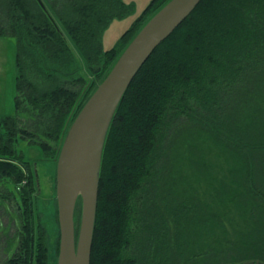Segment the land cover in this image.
I'll return each instance as SVG.
<instances>
[{
    "label": "trees",
    "instance_id": "trees-1",
    "mask_svg": "<svg viewBox=\"0 0 264 264\" xmlns=\"http://www.w3.org/2000/svg\"><path fill=\"white\" fill-rule=\"evenodd\" d=\"M42 1L47 11L38 0H0V38L17 45L16 113L0 117V207L18 208L20 221L9 240L18 247L4 264H49L34 220L37 177L21 145L46 157L60 152L121 54L171 0H152L109 50L105 31L133 5ZM206 19L215 20L210 31ZM189 36L199 44L179 54ZM201 143L224 154L223 177ZM185 164L198 180L215 175L211 201L186 186ZM223 207L242 220L236 225L227 211L231 232ZM81 211L80 198L77 220ZM263 248L264 0H203L145 63L111 124L91 264H228L258 259Z\"/></svg>",
    "mask_w": 264,
    "mask_h": 264
},
{
    "label": "water",
    "instance_id": "water-1",
    "mask_svg": "<svg viewBox=\"0 0 264 264\" xmlns=\"http://www.w3.org/2000/svg\"><path fill=\"white\" fill-rule=\"evenodd\" d=\"M47 11L42 0H38ZM203 0H171L140 30L72 123L57 163L58 264H91L101 167L111 124L131 84L155 50ZM51 16V15H50ZM82 199L77 235L76 206Z\"/></svg>",
    "mask_w": 264,
    "mask_h": 264
},
{
    "label": "rangeland",
    "instance_id": "rangeland-1",
    "mask_svg": "<svg viewBox=\"0 0 264 264\" xmlns=\"http://www.w3.org/2000/svg\"><path fill=\"white\" fill-rule=\"evenodd\" d=\"M128 5H133L134 11L123 19L114 20L103 35V46L105 50L114 48L120 41L122 35L132 27L137 18L144 12L152 0H124ZM44 2V1H43ZM215 20H205L203 28L206 27L208 31L212 28ZM198 37L200 43H204L208 38V32L200 33ZM199 34V35H200ZM192 37H187L184 40V49L182 46L177 45L179 54L187 55L191 53L195 45L198 42L192 41ZM193 39V38H192ZM192 41V43L190 42ZM16 40L14 38L4 37L0 38V117L9 115H15V97H16ZM79 63L82 61V57L77 53ZM187 58V57H186ZM86 74V73H85ZM86 76H88L86 74ZM92 77H89L90 80ZM201 145L206 149L208 159L212 164H215L214 171L218 178L224 176L226 172V160L224 154L213 146H208L205 143ZM24 153V159L31 164V168L37 177V190L34 198V212H35V226L38 229L40 227L39 234L46 235L48 243L49 264H58L59 247H60V226L58 218V204L56 195V178H57V163L60 152L55 154L50 153V157H46L42 153L41 148L23 143L20 147ZM185 174H187V184L189 188L192 186L198 190L199 194L205 199L211 201L212 191L219 184L216 183L215 175L213 174L212 183L198 180L196 178V172H194L188 164L184 165ZM215 182V183H213ZM216 203V202H215ZM229 216L234 219L235 224L242 223V220L236 216L235 210H227ZM226 209L219 208V212H225L224 219L227 223L228 229L231 232L232 226L228 223L229 218L226 216ZM223 214V213H222ZM82 215V211L81 214ZM77 219V217H76ZM18 208H0V261L3 263L9 257H11L18 247V244L13 243L11 249H9V240L14 237V231L16 230L18 221ZM79 220V221H78ZM77 220L80 226L81 216ZM20 222V221H19ZM228 264H264V248L261 252V256L258 259L244 260L237 263Z\"/></svg>",
    "mask_w": 264,
    "mask_h": 264
},
{
    "label": "flooded vegetation",
    "instance_id": "flooded-vegetation-1",
    "mask_svg": "<svg viewBox=\"0 0 264 264\" xmlns=\"http://www.w3.org/2000/svg\"><path fill=\"white\" fill-rule=\"evenodd\" d=\"M0 208H2V207H0ZM3 208H5V207H3ZM8 208H9V207H8ZM75 220H76V225H77V230H78V223H77V219H76V217H75ZM14 223H17L16 225H20V222H19V221H18V222H17V221H14ZM19 227H20V226H19ZM13 255H14V254H13ZM13 255H12V256H13ZM4 262H5V261H4ZM4 262L1 263V261H0L1 264H4Z\"/></svg>",
    "mask_w": 264,
    "mask_h": 264
}]
</instances>
